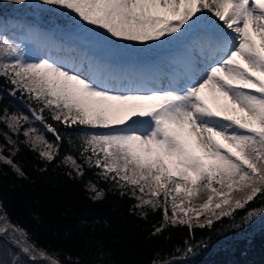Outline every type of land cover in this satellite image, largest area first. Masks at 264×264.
Returning a JSON list of instances; mask_svg holds the SVG:
<instances>
[{
    "label": "snow or ice",
    "instance_id": "obj_1",
    "mask_svg": "<svg viewBox=\"0 0 264 264\" xmlns=\"http://www.w3.org/2000/svg\"><path fill=\"white\" fill-rule=\"evenodd\" d=\"M41 3L62 9L104 43L163 44L185 38L204 22L209 32L192 38L171 59L167 87L151 89L113 87L114 77L103 60L90 61L86 70L48 56L31 60L22 41L0 32V78L11 85L10 95L20 93L36 105L30 107L31 117L0 111V124L24 137L18 142L2 133L6 144H0V163L26 176L14 159L19 143L46 163L60 155L64 137L48 122L47 112L65 128L91 129L78 134V157H64L68 174L82 178L86 168H94L101 181L111 184L109 191L136 201L132 211L141 218L161 211L163 220L151 235L177 224L190 232L211 228L214 221L234 219L237 209L264 198V0ZM85 187L94 202L104 199L106 192L96 183L89 181ZM261 213L264 208L248 211L243 223ZM0 222V235L10 233L31 261L61 264L6 214H0ZM194 250L188 246L186 252ZM12 264H20L18 256Z\"/></svg>",
    "mask_w": 264,
    "mask_h": 264
},
{
    "label": "trees",
    "instance_id": "obj_2",
    "mask_svg": "<svg viewBox=\"0 0 264 264\" xmlns=\"http://www.w3.org/2000/svg\"><path fill=\"white\" fill-rule=\"evenodd\" d=\"M11 2V6H0L1 17L26 18L32 26L49 27L52 33L58 30L53 24L37 23L26 4L17 7L14 0ZM41 12L44 17L41 19L49 21L51 15ZM55 15L52 21L64 26L63 29H76L70 25L71 20ZM10 88L0 78V111L7 109L10 113L28 115L30 107L36 105L20 93L10 95ZM44 115L64 137L60 155L46 163L19 143L20 150L14 159L26 176L20 177L0 163V212L61 264H76V261L98 264L101 260L104 264H152L154 260L158 264H264V223L253 220L243 223L248 211L264 208V198L237 209L234 219L223 217L214 221L211 228L194 227L190 232L188 226L177 224L165 228L159 235H151L154 226L159 227L163 220L161 211H149L147 218H141L138 212L132 211L136 201L121 196L115 189L109 191L111 184L101 181L94 168H86L82 178L68 174L70 169L65 167L63 159L68 154L78 157V134L89 129L65 128L52 121L47 112ZM37 125L34 124L43 131V126ZM2 133H8L18 142L24 140L22 135L16 136L0 124V144H6ZM47 135L49 140H54L51 134ZM89 181L105 190L104 199L94 202L89 198L85 187ZM188 246L195 249L192 254H187Z\"/></svg>",
    "mask_w": 264,
    "mask_h": 264
},
{
    "label": "rangeland",
    "instance_id": "obj_3",
    "mask_svg": "<svg viewBox=\"0 0 264 264\" xmlns=\"http://www.w3.org/2000/svg\"><path fill=\"white\" fill-rule=\"evenodd\" d=\"M9 4H12L11 0L0 1V6H11ZM23 4H26V8L30 14H33L31 16H34L35 20L53 24L54 27H58L61 30L65 31V29L61 28L64 26L52 21L56 16L55 14L62 16L63 19L71 20L72 23L70 25L75 26L76 29L70 30L78 34L72 39L55 42L50 41V33L47 29L42 30L40 34L38 29L29 28L25 20L14 19L10 23L5 24L0 21V32L10 40L22 41L29 59L35 60L48 56L65 62L74 60V63H76V57H79L85 70L90 61L103 60L109 65L111 75L114 77L112 86L118 88H127L129 86L143 89L167 87L166 85L169 83L167 75L169 62L174 55H180L177 53L180 48L177 47L190 37L189 34L185 38H169L163 44L159 42L140 43L117 40L104 43L93 38L92 29L86 28L79 21L74 23L73 19L69 18L68 14L60 8L45 5L41 3V0H25ZM14 5L22 4L14 2ZM41 11H46L51 15L49 21L41 19L44 18ZM155 65H159V67ZM157 80H159V83H157ZM130 81L132 82L131 85ZM27 114L31 117V112ZM37 124L38 122L35 123V126H38ZM196 202L198 204L200 201L197 199ZM177 211L178 215H182L179 209ZM253 221L255 223H264V213L255 217ZM14 256L19 257L20 264H47L45 260L38 259L33 262L25 256L20 251V248L12 242L10 233L0 235V262L2 264H12Z\"/></svg>",
    "mask_w": 264,
    "mask_h": 264
},
{
    "label": "bare ground",
    "instance_id": "obj_4",
    "mask_svg": "<svg viewBox=\"0 0 264 264\" xmlns=\"http://www.w3.org/2000/svg\"><path fill=\"white\" fill-rule=\"evenodd\" d=\"M208 32H209V27H208L207 22L202 23L200 26H198L197 29H195L192 33H190V37H189L188 39H186L187 41H184L182 45H179V46L177 47V48H180V49L177 51V53H178V54H181L182 51H183V49H184V47H185V45H186L187 43H189L190 40H191L192 38H195V37H202V36L208 34ZM174 57H178V56H177V55H174L173 58H174ZM75 61H76V63H74V60H70V61H68V62H66V63H69L70 66H74V65H76V67H79L80 65H83V64H82V60L79 59V57H76V60H75ZM155 66H156V67H159V65H155ZM83 67H84V65H83ZM84 70H85V68H84ZM157 83H159V80H157ZM161 86H162V85H161ZM166 86H168V85H166Z\"/></svg>",
    "mask_w": 264,
    "mask_h": 264
}]
</instances>
